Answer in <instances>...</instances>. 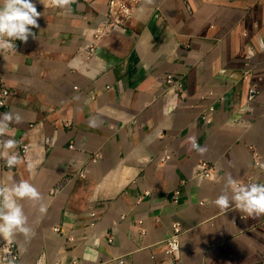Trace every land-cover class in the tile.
<instances>
[{
    "label": "crops",
    "instance_id": "obj_1",
    "mask_svg": "<svg viewBox=\"0 0 264 264\" xmlns=\"http://www.w3.org/2000/svg\"><path fill=\"white\" fill-rule=\"evenodd\" d=\"M108 1L36 0V37L0 53V114L23 121L11 125L22 162L0 185L41 194L19 201L33 235H17L16 264H171L175 223L179 264H263L264 215L214 200L231 199L229 175L264 183V0H141L115 30Z\"/></svg>",
    "mask_w": 264,
    "mask_h": 264
},
{
    "label": "clouds",
    "instance_id": "obj_2",
    "mask_svg": "<svg viewBox=\"0 0 264 264\" xmlns=\"http://www.w3.org/2000/svg\"><path fill=\"white\" fill-rule=\"evenodd\" d=\"M75 0H39L45 9L49 6L57 8H70ZM41 13L37 11L33 0H0V53L16 49L15 41L27 43L29 37L35 38L33 28H39L38 18ZM19 113L5 112L0 114V159L5 161L8 169L15 168L22 162L18 152L14 151L18 144L12 135L13 124L22 123ZM7 137V139H4ZM191 148L198 154H204L206 148L201 147L196 137L188 138ZM32 171V166H28ZM228 184L233 189L231 199L221 194L216 197L214 204L221 210L227 211L234 204L235 209L249 217L264 215V183L240 185L235 179L228 176ZM39 201L41 194L37 188L27 180L15 182L11 185H0V237L6 242L0 248L5 253L7 264H14L11 245L17 235L31 238L33 230L26 226L28 218L25 215L21 200ZM46 209L41 205L40 211Z\"/></svg>",
    "mask_w": 264,
    "mask_h": 264
},
{
    "label": "built area",
    "instance_id": "obj_3",
    "mask_svg": "<svg viewBox=\"0 0 264 264\" xmlns=\"http://www.w3.org/2000/svg\"><path fill=\"white\" fill-rule=\"evenodd\" d=\"M141 0H109L107 3V14H106V20L105 23L102 25L104 29L109 30H115L123 25L125 20L129 18L135 10L138 8ZM34 3H36V0H33ZM19 40L15 41V44L17 45ZM88 52L92 54L94 52V46L91 43L88 47ZM164 83L165 86L168 88L176 87L177 91L180 92L178 95L179 98H181V83L178 79H175V77L172 74H167L164 77ZM11 92L10 90L5 86L2 74L0 70V108L5 106L7 99L10 97ZM177 96V95H176ZM212 108H210L209 112H212ZM201 119L208 123L210 121L209 117L203 116ZM26 151V147H21V154L24 155ZM256 159V156H254ZM169 157L164 156V158L161 159V163H165L168 161ZM201 168H203L204 174L203 177L207 178L210 177L209 168L206 164L202 163ZM8 169L6 165L4 164L3 167L0 168V173L4 170ZM252 183H256L253 181H248L246 184L250 185ZM241 185V184H240ZM177 193H175L173 197V202H176ZM181 235V228L178 224H173L171 226V232L169 234V237L164 242V254L165 257L170 261L171 264H179L180 254H179V237ZM112 239L108 238V242L111 243ZM5 241L2 239L0 241V248H2L5 245ZM11 253L12 258L14 259V264H16L19 260V253L15 246V243L11 245ZM43 256H41L35 264H43ZM0 264H7V258L5 257V253L0 250ZM119 264H123L120 262ZM264 264V263H263Z\"/></svg>",
    "mask_w": 264,
    "mask_h": 264
}]
</instances>
